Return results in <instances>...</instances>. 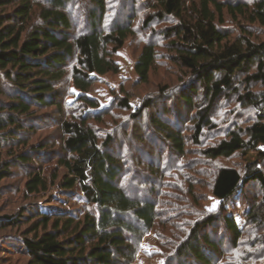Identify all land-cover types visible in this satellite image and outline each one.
Here are the masks:
<instances>
[{
  "label": "trees",
  "instance_id": "1",
  "mask_svg": "<svg viewBox=\"0 0 264 264\" xmlns=\"http://www.w3.org/2000/svg\"><path fill=\"white\" fill-rule=\"evenodd\" d=\"M73 1L0 0V188L17 175L14 168L30 166L22 183L5 194L35 198L57 189L64 198L60 206H68L70 195L83 203L75 211L31 207L1 216L0 255L6 257H0V264L14 256L26 260L25 264H135L144 238L157 229L162 234L158 248L163 264H226L225 243L209 227L220 216L232 234L230 243L238 246L242 230L227 206L240 194V200L249 201L250 228L264 230V170L259 161L249 163L244 174L231 168L210 174V194L219 202L220 213L198 216L192 224L185 219L189 215L164 218L159 199L141 200L124 191L123 186L130 184L122 179L127 170L110 152L111 137L102 145L87 111L79 117L62 118L58 144L31 145L36 129L30 122L37 112L55 108L65 114L57 88L68 80L69 72L78 100L90 113L96 111L98 103L87 93L99 76L118 73L112 56L131 34L130 28L116 22L105 31L106 0H90L97 10L90 13L86 30L77 35L66 11L73 8ZM159 6L146 27L168 22L167 18L178 21L161 35L169 51L176 54L172 59L176 66L188 72L187 92L178 93V105L184 113L186 109L193 113L190 124L195 143L199 144L205 129L215 128L210 118L214 103L220 98L234 99L255 112L254 121L246 127H230L205 153L230 158L250 149L264 161V39L259 37V29L264 30V0H192L191 5L187 0H160ZM226 18L237 27L235 32L223 27ZM156 57L154 45L143 48L135 66L142 83L149 82ZM195 97L207 105L198 107ZM152 103H146V109ZM122 106L130 108L128 99ZM166 112L160 111L162 116ZM153 125L175 154L185 155L186 142L179 126L174 129L156 120ZM54 148L59 150L54 152ZM5 154L8 159L3 161ZM192 192L191 186L187 193L197 202ZM7 231L18 236L1 239ZM257 240L256 246L264 247L263 233ZM14 243L18 245L12 250Z\"/></svg>",
  "mask_w": 264,
  "mask_h": 264
},
{
  "label": "rangeland",
  "instance_id": "2",
  "mask_svg": "<svg viewBox=\"0 0 264 264\" xmlns=\"http://www.w3.org/2000/svg\"><path fill=\"white\" fill-rule=\"evenodd\" d=\"M159 1L106 0L108 13L104 18L103 29L109 32L108 28L114 22L118 26L131 29V34L125 45L112 56L118 65V73L99 76L93 83L87 95L89 99L98 103V108L90 113L86 105L83 104L84 102L81 99L78 100L77 90L71 83L72 71L69 72L68 80L59 83L57 88L65 114L62 116L55 108L37 112L34 116L35 120L30 122L36 129L32 135L31 145L43 144L44 141L49 144H58L62 137L60 131L62 118L79 117L87 111V117H92L89 124L98 132L102 145L105 146V140L111 137L110 152L116 160L122 162L121 164L127 170L122 179L124 182L129 181L130 184L123 186L124 191L130 196H138L141 200L150 199V197L156 201L159 199L163 206L159 211L161 215H164V218L171 219L189 215L185 219L193 224L198 216L220 213L219 202L210 194V174L219 168L236 169L244 174L246 166L255 161H259L264 170V161L258 152L250 149L240 150L230 158L214 157L205 153L209 147L214 146L216 142L225 137L230 127L234 129L235 126L238 129L240 126L246 127L254 121L255 112L241 107L234 99L220 98L217 100L210 111V118L215 128L205 129L199 144L193 140L194 127L193 124H190L193 113L186 108L187 111L184 113L183 107L180 108L178 105L180 102L178 93L187 92L184 87L190 80L187 76L188 72L176 66L172 60L176 54L169 51L167 40L161 35L163 31L178 21L175 22V19L167 18L168 22H153L148 28L146 27L147 19L160 10ZM187 2L188 5H191L192 0H187ZM71 5L73 8L69 6L66 11L72 18L74 33L79 35L80 31L86 30L89 26L90 13L95 12L97 8L92 6L90 0H74ZM223 27L232 33L237 29L229 18H226ZM259 37L264 39L263 29H259ZM151 44L156 48V62L149 82L142 83L135 66L143 48ZM73 65L72 60L70 67L72 68ZM165 87L166 91L164 92L163 88ZM195 98L196 102H199L198 107L207 105L206 102L200 100L201 98ZM124 99H128L129 109L122 106ZM149 101L153 102L152 107L146 109L145 105ZM161 110H167L164 116L161 115ZM136 113L138 114L136 115ZM154 120L167 123L174 129L180 127L186 142L184 156L175 154L171 145L153 125ZM18 150L21 151V149ZM58 150V148H54V152ZM5 159H8L6 154L2 160L5 161ZM49 167V169L54 168L53 166ZM30 169V166L14 168L12 171L17 175L0 188V194L6 196L0 199V217L15 214L24 208L31 207H42L41 209L56 207L66 211L82 209L83 203L75 200L77 197L72 200L71 195L68 206H60V202L64 198L57 189H52L47 194L35 198H24L22 194L12 198L5 194L10 188H14L15 185L17 187L22 183L25 174ZM136 171H138V177L135 175ZM132 183L137 185L142 194L135 190L136 187H133ZM191 186L193 195L198 198L197 202L196 199H193L195 196L192 198L187 193ZM159 194L164 198H157ZM195 203L198 204L195 205ZM248 206L249 201L240 200V194L227 206V212L234 216L243 234L236 248L230 243L232 234L226 229L220 216H217V224L209 227V232L216 231L217 240L225 243V249L222 250L225 253L223 262L226 264H264V247L256 246L257 238L262 233L264 234V230L259 232L250 228L251 225L247 220ZM188 230L186 228L185 232ZM160 235L162 234L158 229L155 233L150 232L146 235L142 242V252L135 264H163L160 257L162 251L158 248ZM17 236L15 231H7L1 236V239ZM17 245L14 243L10 248L14 250ZM0 257L6 256L0 255ZM14 257L7 258L1 264L26 263V260Z\"/></svg>",
  "mask_w": 264,
  "mask_h": 264
}]
</instances>
